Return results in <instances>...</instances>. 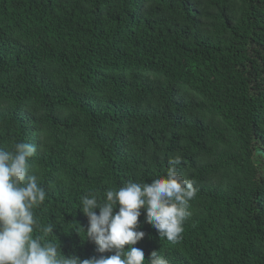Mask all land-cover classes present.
Segmentation results:
<instances>
[{
    "label": "trees",
    "instance_id": "trees-1",
    "mask_svg": "<svg viewBox=\"0 0 264 264\" xmlns=\"http://www.w3.org/2000/svg\"><path fill=\"white\" fill-rule=\"evenodd\" d=\"M18 142L37 147L34 215L61 255H111L82 197L180 156L191 215L172 243L141 210L145 264H264V0H0V149Z\"/></svg>",
    "mask_w": 264,
    "mask_h": 264
},
{
    "label": "clouds",
    "instance_id": "clouds-1",
    "mask_svg": "<svg viewBox=\"0 0 264 264\" xmlns=\"http://www.w3.org/2000/svg\"><path fill=\"white\" fill-rule=\"evenodd\" d=\"M36 151V145L26 142L15 143L12 151L0 149V264H145L144 248L135 247L145 236L137 230L142 209L145 222L160 238L172 243L181 238L196 189L191 180L177 174L181 157L176 156L169 159L166 176L148 183L128 181L118 190L108 189L102 200L91 193L82 197L86 240L96 245L97 253L111 255L86 259L61 255L58 246L46 240L53 226L41 228L34 215L46 198L38 177L29 173L28 161ZM34 229L42 235H34ZM157 253L150 254L148 264H168Z\"/></svg>",
    "mask_w": 264,
    "mask_h": 264
},
{
    "label": "rangeland",
    "instance_id": "rangeland-1",
    "mask_svg": "<svg viewBox=\"0 0 264 264\" xmlns=\"http://www.w3.org/2000/svg\"><path fill=\"white\" fill-rule=\"evenodd\" d=\"M252 159L257 168L258 175H264V148L258 142H254Z\"/></svg>",
    "mask_w": 264,
    "mask_h": 264
}]
</instances>
